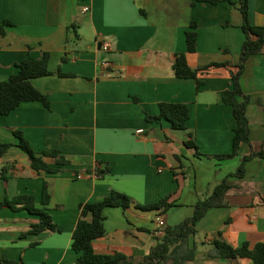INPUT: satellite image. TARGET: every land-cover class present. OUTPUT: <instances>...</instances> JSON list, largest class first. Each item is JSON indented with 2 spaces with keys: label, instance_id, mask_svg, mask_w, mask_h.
Instances as JSON below:
<instances>
[{
  "label": "crops",
  "instance_id": "0c3cea01",
  "mask_svg": "<svg viewBox=\"0 0 264 264\" xmlns=\"http://www.w3.org/2000/svg\"><path fill=\"white\" fill-rule=\"evenodd\" d=\"M230 1L0 0V81L17 73V63L46 52L53 73L32 80L48 95L50 108L26 102L0 115V141L13 144L0 155V200L33 194L43 207L47 182V208L61 229L23 237L38 217L1 208L0 257L17 264H77L72 237L81 204L101 201L111 190L142 205L170 196L174 206L164 214L134 205L104 210L106 234L94 242L95 251L141 261L158 236L157 218L166 226L191 218L196 203L235 173L243 156L264 153L263 51L248 59L241 76L250 97V144L243 143L236 157L212 158L232 152L236 128L222 92L232 88L229 70L240 61L245 33L241 0ZM249 16L253 25L264 26V0H249ZM191 22L198 24V41L196 52L187 53L189 66L229 64L204 73L199 90L196 80L178 79L173 70L177 54L187 52ZM163 102L189 106L187 129L148 121ZM14 131L22 132L38 154L59 150L70 165L55 174L36 171ZM190 134L198 150L186 145ZM44 160L57 166L53 157ZM3 168H8V181ZM106 168L109 174H96ZM245 168L243 177H229L225 205L210 209L196 226L192 264H253L250 258L207 257L214 240L234 247L264 243V157L256 155Z\"/></svg>",
  "mask_w": 264,
  "mask_h": 264
},
{
  "label": "trees",
  "instance_id": "16d2710c",
  "mask_svg": "<svg viewBox=\"0 0 264 264\" xmlns=\"http://www.w3.org/2000/svg\"><path fill=\"white\" fill-rule=\"evenodd\" d=\"M231 2L230 0H196V3L207 2L218 4L221 2ZM240 11L243 15L242 29L245 33L240 61L236 70L230 69L232 79V88L222 92V100L225 104L232 107L233 117L236 120V128L233 138V149L230 154L213 156L219 160L233 158L239 155L240 147L243 143L250 144V125L247 116V107L250 103V97L241 87V76L244 72L248 59L253 55L262 54L264 51V26L253 25L249 16V0L240 1ZM5 24H11L5 22ZM198 24L190 23V29L187 31V52L178 53L173 64L174 74L178 79L196 80L197 90L204 82L200 77L207 73L211 68L228 67L229 64H212L204 68L193 69L188 64L187 53H195L198 41ZM2 34H5V28L1 27ZM50 54L44 53L38 59H24L17 63V73L10 76L6 81H0V115L6 116L19 108L26 102H40L46 108H50L48 95L38 90L32 80L52 75L49 69ZM61 76H71L58 72ZM150 122L167 121L173 129H187V122L190 119V109L185 103H166L160 104V113L156 116H147ZM15 136L19 139L20 147L29 157L33 169L36 171H45L49 174H55L62 171V167L70 165L59 150L43 151L41 154L35 152L30 143L26 140L23 133L14 131ZM188 147L198 150L196 140L193 134L186 141ZM13 146L11 143L0 141V155H4ZM197 155L201 153L197 151ZM256 155L264 157V153H252L241 158V164L237 171L225 178L216 186L212 194L204 199H200L195 205V211L191 218H188L175 226H166L162 236H156L155 244L152 246L148 255L141 261L136 262L133 258L123 253L100 254L94 249V242L105 236L106 230L104 222V210L109 207H118L128 209L134 205L142 211H161L166 213L174 202L170 201V196L153 204H138L130 196L111 190L110 193L101 201L84 203L80 205V218L72 237V249L79 254L77 264H192L196 259V248H190V239L196 233V226L207 215L212 208L223 207L228 191L232 188L229 177H243L246 172V163ZM49 156L56 159V167L50 166L45 162L44 157ZM8 168L2 169L3 178L8 181L10 175ZM110 168L104 170L97 169V175L109 174ZM51 201L48 183L45 182L42 191L43 207L36 205V197L33 194H21L12 198L6 196L0 200V209L8 207L14 211L26 210L29 214L38 217V223L33 224L29 230L22 234L23 237L28 235L41 234L44 232L59 233L61 229L55 223L52 215L47 208ZM147 230L146 228H140ZM213 249L207 254L208 258H250L253 264H264V243L251 245L244 243L242 246L234 247L224 240H214ZM1 264H17L5 256L0 257Z\"/></svg>",
  "mask_w": 264,
  "mask_h": 264
},
{
  "label": "built area",
  "instance_id": "2783aa9c",
  "mask_svg": "<svg viewBox=\"0 0 264 264\" xmlns=\"http://www.w3.org/2000/svg\"><path fill=\"white\" fill-rule=\"evenodd\" d=\"M89 10V8L88 7H86L85 9H84V11H88ZM109 49V46L108 45H106L105 46V50H108ZM139 133L140 132H142V130H139L138 131ZM157 231H156V234L158 235V236H162L163 234H164V230H165V228H166V224H165V221H164V219L162 218V217H159V218H157Z\"/></svg>",
  "mask_w": 264,
  "mask_h": 264
}]
</instances>
